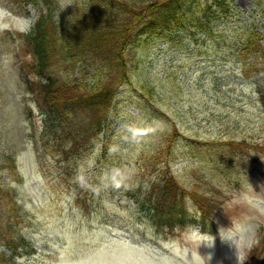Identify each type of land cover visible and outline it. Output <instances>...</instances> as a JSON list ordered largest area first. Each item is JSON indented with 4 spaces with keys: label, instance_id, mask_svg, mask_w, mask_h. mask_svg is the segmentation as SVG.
<instances>
[{
    "label": "rangeland",
    "instance_id": "rangeland-1",
    "mask_svg": "<svg viewBox=\"0 0 264 264\" xmlns=\"http://www.w3.org/2000/svg\"><path fill=\"white\" fill-rule=\"evenodd\" d=\"M254 1L233 0L240 18L230 17L224 25L249 22L247 28L256 26V37L264 45V15ZM36 14L32 4L0 0V156L13 152L18 169L15 176L2 171L0 180L15 186L21 210L12 212V218L27 240L13 256L15 264H199L208 253H212L209 264H236L235 248L221 241L218 229L241 219L254 231L237 242L240 254L248 256L253 246L261 247L264 214L256 209L264 208V57L255 62L253 53L237 57L228 46V40H233L232 28L224 35L226 40L219 41L226 46L220 50L208 39L204 43L198 34L194 41L179 31L177 35L183 39L172 34L165 39L169 35L165 34L134 53V63L141 61L130 72L136 79L139 75L153 80L154 85L146 87L149 96L129 85L120 86L115 110L101 134L108 144L107 154L101 156L103 150L96 146L89 170L73 182L69 176L63 177V171L57 176L59 162L55 159L44 161L42 168L36 165L31 135L33 125H41V115L21 75L33 78L35 68H31L27 47L4 35L6 29L26 30ZM220 55L223 60L217 59ZM250 63L259 68H251ZM171 74L176 76L174 82L168 80ZM26 104L30 112L24 110ZM160 133L165 134L162 147L172 135L178 137L169 172L215 203V230L211 233L197 223L174 235L165 226L156 229L148 215L138 211L135 197L128 195L134 187L142 200L146 198L152 182L140 161L158 147ZM186 138H245L253 143L251 157L247 159L246 149L238 147L243 156L228 155L232 160L227 164L211 161L209 156H220L214 152L201 153V162L188 159L179 145ZM188 160L191 166L185 170ZM184 202L190 214H198L190 198ZM6 218V214L0 218L3 226ZM206 226L212 228L210 221ZM196 230L215 237L214 248L203 244L196 248L191 242ZM1 251L10 253L2 238ZM253 261L250 264L257 263Z\"/></svg>",
    "mask_w": 264,
    "mask_h": 264
},
{
    "label": "trees",
    "instance_id": "trees-1",
    "mask_svg": "<svg viewBox=\"0 0 264 264\" xmlns=\"http://www.w3.org/2000/svg\"><path fill=\"white\" fill-rule=\"evenodd\" d=\"M21 1L24 6L32 4L35 7L36 17L26 30L6 29L4 35L11 40L19 39L27 47L31 68H35L33 78L28 74L21 75L41 115V125L29 122L34 131L31 136L36 165L40 164L42 168L44 161L55 159L59 162L57 176L63 171V177L69 176L73 182L89 170L90 156L96 146L102 148L101 156L105 158L107 154L108 144L101 140V133L115 110L120 86L129 85L140 95L149 96L145 91L146 87L154 85L153 80H143L139 75L136 79L130 72L131 67L137 69L141 61L139 58L134 63V53L158 38H165V34H169L165 39H171V34L183 39L177 35L179 31L194 41L201 38L205 43L208 39L220 50L226 46L225 41L221 44L219 41L226 40L224 35L232 28L233 40H228V46L235 49L233 52L237 57L249 53L264 57V45L256 37L253 27L224 25L226 19L238 15L232 0ZM254 2L264 15V0ZM196 34L199 38H195ZM217 59L224 58L220 55ZM168 80L174 82L176 76L171 74ZM142 107L147 112L144 104ZM24 110L31 111L29 104ZM164 137L165 134L160 133L158 147L140 161L144 172L150 173L152 182L146 198L142 200L139 190L134 187L127 193L131 199L135 197L138 211L145 212L147 220L156 229L165 226L174 235L188 224L197 223L203 231L211 233L215 230L217 207L205 193L187 188L177 175L169 172L171 162L176 159L178 137L172 135L162 147L160 143ZM252 144L245 138L204 141L186 138L179 145L184 147V157L188 159H191L190 155L202 157L201 153L214 152L220 156H209L211 161L227 164L232 160L228 155L243 156L238 147L246 149L244 156L250 159ZM190 166L188 160L185 170ZM2 171L9 176L18 172L13 152L0 156V178ZM13 188L11 182L0 180V218L7 215L5 226L0 219V238L10 250L8 255L0 252V264H15L13 256L18 253L21 243L27 242L12 218V212L21 210ZM186 197L190 198L197 215L188 212L187 204L184 205ZM3 199L8 201L3 203ZM209 221L212 228L206 226ZM247 257L246 264L253 260L256 264H264V237L261 247L253 246Z\"/></svg>",
    "mask_w": 264,
    "mask_h": 264
},
{
    "label": "clouds",
    "instance_id": "clouds-1",
    "mask_svg": "<svg viewBox=\"0 0 264 264\" xmlns=\"http://www.w3.org/2000/svg\"><path fill=\"white\" fill-rule=\"evenodd\" d=\"M116 187H119V184H116ZM256 210L264 214V208H258ZM253 231L252 226L244 219L231 223V226L228 228L221 227L218 229L221 241L235 248L236 264H245V261L248 259L246 255L240 254V250L237 248V242L247 239ZM191 242L196 248L202 244L208 248H214L215 237L210 234L200 233L199 230H196V234ZM211 258L212 253L201 256L199 264H209Z\"/></svg>",
    "mask_w": 264,
    "mask_h": 264
}]
</instances>
